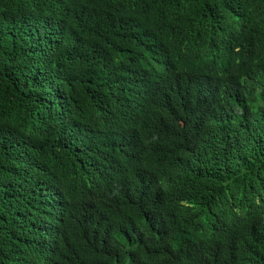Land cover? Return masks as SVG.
<instances>
[{"label":"trees","instance_id":"16d2710c","mask_svg":"<svg viewBox=\"0 0 264 264\" xmlns=\"http://www.w3.org/2000/svg\"><path fill=\"white\" fill-rule=\"evenodd\" d=\"M0 264H264V0H0Z\"/></svg>","mask_w":264,"mask_h":264},{"label":"rangeland","instance_id":"374dc122","mask_svg":"<svg viewBox=\"0 0 264 264\" xmlns=\"http://www.w3.org/2000/svg\"><path fill=\"white\" fill-rule=\"evenodd\" d=\"M177 127H178L179 129H181V128H182V124H181V123H178V124H177Z\"/></svg>","mask_w":264,"mask_h":264}]
</instances>
